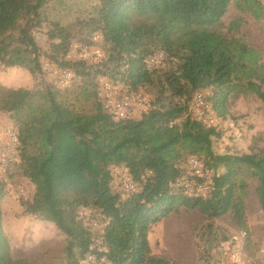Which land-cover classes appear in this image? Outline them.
Here are the masks:
<instances>
[{
	"label": "trees",
	"instance_id": "1",
	"mask_svg": "<svg viewBox=\"0 0 264 264\" xmlns=\"http://www.w3.org/2000/svg\"><path fill=\"white\" fill-rule=\"evenodd\" d=\"M238 1L255 18L264 15L260 0ZM46 2L0 0V63L4 66L40 72L38 47L27 35V27L34 20L39 23ZM230 2L97 0L80 22L81 28H87L86 42L99 32L101 43L110 49L95 64L81 58L64 59L73 33L58 21L50 22L47 57L81 79L94 77L93 110L79 112L58 101L48 88L37 109L33 100L37 92L29 89L17 90L3 107L13 117L24 110L28 116L17 118L22 157L17 167L33 187L31 197L24 201L25 212L53 222L66 235L69 264L83 258L90 243V232L77 218L80 206H90L109 218L104 254L111 264H177L151 253L148 232L180 205L197 208L209 221L230 211L237 226L247 229L244 203L236 194L245 187L242 178L237 181L239 173L256 178L255 192L264 217V146L249 152L215 153L213 139L220 135L216 123L206 128L188 110L192 92L210 88L216 120L225 119L236 86L254 93L264 107V72L258 51L217 30ZM20 19L25 23L17 40L26 48L13 45L11 36ZM157 51L164 53V59L148 66L146 58ZM168 57L176 59L174 67L160 71ZM98 75L132 90L160 82L157 105L134 117L115 119L97 97ZM189 155L202 157L216 170L224 169L215 176V187L205 199L170 190L169 183ZM112 165L127 166L134 180L142 183L141 190L121 198L113 183ZM4 186L0 182V200ZM7 249L0 207V252Z\"/></svg>",
	"mask_w": 264,
	"mask_h": 264
},
{
	"label": "rangeland",
	"instance_id": "2",
	"mask_svg": "<svg viewBox=\"0 0 264 264\" xmlns=\"http://www.w3.org/2000/svg\"><path fill=\"white\" fill-rule=\"evenodd\" d=\"M97 0H47L40 10L38 24L34 21L27 27V35L34 39L41 65L40 72L30 73L23 66L6 67L0 63V129L5 124L18 128L19 121L27 119L24 110L17 117L4 105L14 99L17 90L29 89L37 92L34 105L37 109L43 102L42 92L50 89L58 101L64 102L79 112L89 113L93 110L94 77L86 80L74 75L65 87L54 84V68L58 64L52 62L47 54L50 51L51 40L47 30L51 21H58L68 28L73 36L71 41L77 44L85 43L84 32L80 22L87 17L91 7ZM238 0H231L222 23L217 30L228 36L241 39L248 47L258 51V62L264 72V15L255 18L247 9L238 6ZM264 5V0H260ZM19 26L11 31L13 45L26 48L17 40L20 27L25 19L19 20ZM85 38V39H83ZM99 46L106 58L110 49L101 42ZM80 50H77V55ZM29 54V52H26ZM66 58V54L64 55ZM78 59L77 57L69 60ZM176 59L167 58L160 71L174 67ZM159 71V72H160ZM87 82V83H86ZM90 84H89V83ZM160 82L139 88L150 97L154 103ZM264 90V84H262ZM229 97L228 115L225 119L216 120V129L220 135L213 139L215 153L249 152L256 147L264 146V107L257 96L241 86H236ZM22 157L20 155V162ZM18 163L8 170V184L4 186V196L0 200L2 210V227L9 243V249L0 252V264H69L66 252L67 237L53 222L42 220L36 215L25 212L24 199L16 191L17 187L30 185L17 167ZM224 169L219 167L217 172ZM245 182L243 193L237 189L244 203V216L247 224V258L245 264H261L264 258L258 256L259 244L264 241V217L255 192L256 178L249 173H239L237 181ZM240 228L232 212H227L210 221L205 219L197 208L180 205L176 211L169 213L150 226L148 240L152 254L165 256L177 264H215L219 258V246L236 234Z\"/></svg>",
	"mask_w": 264,
	"mask_h": 264
},
{
	"label": "built area",
	"instance_id": "3",
	"mask_svg": "<svg viewBox=\"0 0 264 264\" xmlns=\"http://www.w3.org/2000/svg\"><path fill=\"white\" fill-rule=\"evenodd\" d=\"M101 34L94 32L89 42L77 44L70 42L66 58L84 59L95 64L104 57L99 46ZM77 50H80L77 55ZM165 55L162 51L151 53L145 60L148 66L162 62ZM57 87H65L69 84L73 71L67 67L56 66L54 68ZM96 94L104 110L115 119L134 117L146 112L152 107L150 97L145 92L130 89L121 82H113L104 75L97 77ZM213 92L210 88L194 90L190 96L188 110L193 119L204 127L214 126L216 114L211 105ZM19 129L12 124H5L0 129V182L8 184V170L11 166L20 162ZM179 173L169 183L171 192L180 193L191 199H205L210 196L215 187L217 170L207 163L202 157L189 155L181 164ZM147 171L146 174H149ZM111 174L114 186L121 198H127L137 193L142 188V183L134 180L129 168L125 165H112ZM32 185L16 188L18 194L27 200L32 195ZM77 218L90 232L89 248L76 264H111L104 252L105 227L109 218L90 206H80L76 210ZM247 230H239L236 234L221 242L219 246V258L215 264H245L247 258ZM258 256L264 258V241L257 249Z\"/></svg>",
	"mask_w": 264,
	"mask_h": 264
}]
</instances>
